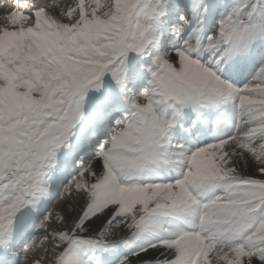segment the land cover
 Instances as JSON below:
<instances>
[{
  "label": "snow or ice",
  "instance_id": "6c2138e0",
  "mask_svg": "<svg viewBox=\"0 0 264 264\" xmlns=\"http://www.w3.org/2000/svg\"><path fill=\"white\" fill-rule=\"evenodd\" d=\"M2 20L0 264H264V0Z\"/></svg>",
  "mask_w": 264,
  "mask_h": 264
},
{
  "label": "bare ground",
  "instance_id": "6f19581e",
  "mask_svg": "<svg viewBox=\"0 0 264 264\" xmlns=\"http://www.w3.org/2000/svg\"><path fill=\"white\" fill-rule=\"evenodd\" d=\"M55 2H57V0L42 1V2H39L38 4H45V3H47V4L51 5L52 3H55ZM6 10H7L6 8H1L0 9V18L3 17L5 14H8L9 13V11H6Z\"/></svg>",
  "mask_w": 264,
  "mask_h": 264
},
{
  "label": "rangeland",
  "instance_id": "374dc122",
  "mask_svg": "<svg viewBox=\"0 0 264 264\" xmlns=\"http://www.w3.org/2000/svg\"><path fill=\"white\" fill-rule=\"evenodd\" d=\"M7 11V10H6ZM9 11V10H8ZM1 20L0 21H3L2 20V17L0 18ZM2 22H0V24H1ZM67 199H70V197L69 198H67ZM63 202H61V201H57V204H56V208H59V206L62 204ZM55 210V209H54Z\"/></svg>",
  "mask_w": 264,
  "mask_h": 264
}]
</instances>
